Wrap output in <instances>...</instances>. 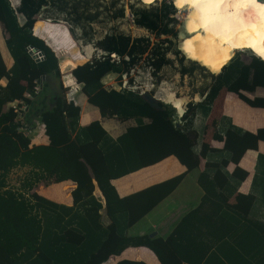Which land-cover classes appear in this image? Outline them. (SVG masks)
Segmentation results:
<instances>
[{
	"label": "trees",
	"instance_id": "1",
	"mask_svg": "<svg viewBox=\"0 0 264 264\" xmlns=\"http://www.w3.org/2000/svg\"><path fill=\"white\" fill-rule=\"evenodd\" d=\"M12 4L15 6L18 3L0 0V22L8 33L6 46L13 58L12 67L7 70L0 56V78H7L6 86H0V264H101L110 255H117L130 245L148 247L161 264H181L183 259L189 260L187 257H175L172 239L165 242L161 239L143 240L125 233L127 226L156 205L181 177L152 185L125 198L117 195L110 180L170 154L176 156L188 170L197 168L199 158L193 147L198 135L193 133L190 136V120L186 117L188 114L193 115L196 109H201L206 115L221 88L234 92L250 106L262 107L264 110V97L251 99L242 93L264 88V60L252 57L245 63L239 57L231 59L218 74L212 75L213 82L201 101L186 103L182 115L186 121L179 125L173 121L175 109L168 103L160 102L164 108L155 109L137 91L105 88L103 77L112 74L120 84L122 75L128 73L143 53L148 52L149 43L140 37L106 32L94 43L105 52L104 57L76 65L69 72L88 102L96 106L102 116L147 117L150 121L146 124L139 122L116 139L110 138L98 121L79 126V107L66 101L61 82L59 89L50 97L49 108L43 109L38 115L49 142L30 146V138L17 130L12 110L3 111L2 106L18 98H25L29 105L37 95L33 92L35 79L42 80V87L50 76L61 81L59 64L63 59L61 51L33 35L34 16L42 7L52 4L66 16V20L83 30V24L90 23L99 12L88 13V7L79 8V3L71 6L65 0H20L17 7ZM132 14V23L138 27L157 35H175L165 27L166 23L159 29L162 17L155 10L132 7ZM27 45L41 50L44 58L34 61L26 51ZM110 54H115L119 60L116 62ZM148 56L156 70L164 63L162 57L154 59L156 54L149 53ZM186 72V69L180 70L182 75ZM232 129L242 133L236 127ZM213 137L223 142L222 150L216 151L219 156H241L246 150V143L230 133L225 132L224 136L214 133ZM253 137L264 144V124ZM17 166L30 168L29 176L22 182L23 188L31 189L40 181L69 179L76 185L72 191L73 202L83 200L93 204L83 208V214L65 210L63 214L67 218L63 220V214L57 211L58 204L35 192L30 194L28 200L10 189L2 190L7 173ZM205 166L207 170L198 178L204 190L203 201L215 199L217 204L224 203L226 207L223 211L224 234H227L228 240L221 242L211 253L218 257L217 249L223 247L221 255L225 264H264V225L248 224L244 234L239 237L236 231L232 233L231 212L228 213L232 210L228 199L247 172L235 167L230 174L225 173L218 161L208 162ZM253 185L258 187L257 199L264 203V152L258 155ZM95 187L104 197V213L109 220L107 225L101 221L102 211L99 210L102 204L93 195ZM224 187L229 189L227 193L217 192V188L223 190ZM127 201L134 202L131 204ZM124 203H128L126 207ZM240 216L248 222L244 215ZM188 244L192 251L200 250L198 261L206 260V250H212L207 245L191 241ZM116 264L145 263L120 260Z\"/></svg>",
	"mask_w": 264,
	"mask_h": 264
},
{
	"label": "crops",
	"instance_id": "2",
	"mask_svg": "<svg viewBox=\"0 0 264 264\" xmlns=\"http://www.w3.org/2000/svg\"><path fill=\"white\" fill-rule=\"evenodd\" d=\"M126 14H124V18L127 19ZM34 19L35 21L32 26L33 35L40 37L48 46L61 51L63 59L59 64L60 70L70 71L76 65L85 63V61H80L78 52L75 53L71 49L72 38L70 37L68 27L55 23L56 31L53 29L54 24L51 23V20L50 22L45 20L48 18L39 19L34 16ZM7 37L8 33L0 22V56L5 68L9 70L13 65V58L6 46ZM92 50L93 48H91ZM108 78V81L116 82L115 76L108 74L103 77V84ZM44 83L45 85L42 87L41 92L34 97L28 108L27 116L32 126L30 146L45 145L49 142L44 131V126L40 125L41 122L38 115L43 109L49 108L50 97L55 90L59 89L61 81L50 76ZM6 84L7 78H0V86L5 87ZM115 89L118 90L119 88ZM206 91L207 89L194 102L201 101ZM259 92L260 87L256 88L253 92L243 91L242 93L251 99L258 96L264 97V95H257ZM74 97L77 101L74 105L79 107L78 125L86 126L93 121H98L106 134L112 139L121 136L128 128L135 127L139 122L146 124L150 121L147 117L137 119L133 117L118 118L116 115L102 116L99 109L88 102L84 93L77 92L74 94ZM11 101L13 100L3 104V111L9 109ZM176 118L175 113L173 121ZM186 118L190 120L188 130L190 136H193V133H197L198 135L193 147L199 158L197 168L188 170L176 156L170 154L155 162L114 177L110 180V183L117 195L120 198H125L135 195L152 185L180 176V181L170 192L138 220L127 226L126 235L141 237L143 240L161 239L163 242L172 239L171 242L175 246L173 249L175 257L189 258V260L183 259L181 264H217L218 262H224L225 264V260L221 255L223 247L217 249L218 257H214L211 251H214L216 246H220L221 242L228 240L227 234H224L225 221L223 211L226 207L224 203H221V205L217 204L216 202L218 201L215 199L203 201L204 190L200 186L198 178L201 173L207 170L205 165L208 162L218 161L223 166L225 173L228 174L235 167L245 170L247 172L246 177L237 184L236 189L228 199V204L232 208L228 212H231L232 233L234 234L236 231L237 236L241 237V234L245 232L246 225L252 224L253 226V224L258 223L264 225V203L257 199L256 193L258 192V187L257 185H253L258 155L264 152L263 142L254 139L253 136L264 124V110L262 107L250 106L234 92L221 88L212 101L210 110L206 115L201 109H196L193 115L188 114ZM233 127L240 129L242 133H237L232 129ZM225 132L246 143V150L241 156L231 155L230 157H225L218 155L216 151L222 150L223 142L214 138L213 135L216 133L224 136ZM29 173L30 168L27 166L14 167L7 173L6 183L14 189L19 187L21 190H27V188H23L21 185L26 180L25 178L29 176ZM230 181L232 182L233 179ZM231 182L230 184L232 185ZM6 183L2 190L9 189ZM75 186L72 180L66 179L49 182L40 181L29 189L58 204L57 211L61 214L69 209L71 211H68V213H74L75 211L83 214V208L91 206L93 203L91 201L85 203L83 200L74 203L72 191ZM228 191L229 189H226V187L223 190L217 188V192H222L223 194ZM93 195L102 204L99 210V212L102 211L101 221L103 225H107L109 220L104 213V197L98 187L94 188ZM249 196L252 198L249 199ZM127 202H131L132 204L134 201ZM126 204L124 203V207H126ZM221 211L223 214H221ZM241 214L248 219V222L241 218ZM63 216V220H66L67 215L63 214ZM189 241L211 247L212 250H206V260L202 257L205 261H198L201 252L200 250L192 251L188 244ZM120 260L141 261L145 264H161L154 252L144 245L127 246L119 254L110 255L101 264H116Z\"/></svg>",
	"mask_w": 264,
	"mask_h": 264
},
{
	"label": "rangeland",
	"instance_id": "3",
	"mask_svg": "<svg viewBox=\"0 0 264 264\" xmlns=\"http://www.w3.org/2000/svg\"><path fill=\"white\" fill-rule=\"evenodd\" d=\"M11 1L18 3V0ZM65 1H68V5L71 4V6L79 3V8L85 6L89 8L87 9V11H89L88 13H93V11H95L99 12V14L90 23H84L83 30H79L71 21L66 20V16L57 10L56 6L52 4L46 8L42 7L39 13L35 16L39 19L48 18L45 20L49 22L51 20V23L54 24V30H56L55 23H60V25H64L68 28L72 25V28L70 27L73 31H70V37L72 38L71 49L75 53L80 51L81 54L84 55L82 51L84 50V47H86V49L88 48L89 52L91 51V48H93L90 52L92 59H94L96 55H100V59L104 57L98 52L99 49L94 43L106 32H120L124 35H129L130 37L147 39L149 42L147 47L148 52L146 54L143 53L142 57L129 69L126 75L127 80H129V83L135 87V91L137 92L140 89L144 90L145 86L148 87L153 84V87L149 92L152 94L154 93L158 98H162L168 91L172 92L174 96L183 99L184 109L187 102L197 100V97L208 89L213 82L212 75L218 74L221 68L231 59L239 57L240 60L248 63L252 57H257L245 44H239L232 48L231 42L234 40V37L231 36L225 28L223 29V32L226 37V53H216V56L209 55L211 65L202 55L187 54L178 44L182 35H186L183 26V15L185 14V10L179 9L180 6L173 0ZM245 1L251 5L252 8L246 10L252 21L250 26H245V31H252L254 33L264 31V0ZM86 7L84 9H86ZM132 7L134 9L155 10L162 17L159 29H162L166 23L167 26L165 27L174 32L175 35L173 36L170 33L167 35H157L143 27L134 25L124 18L125 13H132ZM121 10L122 13L120 14ZM165 11H168V13L165 14ZM101 52L105 53L102 50ZM149 53L157 55L154 59L157 58L159 60L160 57H162L164 63L158 70L150 64L151 59L148 56ZM79 59L80 61L88 62V60H82V58ZM149 65L153 71L149 68ZM181 69H186L187 72L182 75L180 73ZM108 80L109 78L106 81ZM113 86L117 87V83H113ZM195 94H197L196 97ZM258 94L264 95V88H260V92L257 93V95ZM161 101L169 104V102L164 99ZM169 105L171 106V104Z\"/></svg>",
	"mask_w": 264,
	"mask_h": 264
},
{
	"label": "bare ground",
	"instance_id": "4",
	"mask_svg": "<svg viewBox=\"0 0 264 264\" xmlns=\"http://www.w3.org/2000/svg\"><path fill=\"white\" fill-rule=\"evenodd\" d=\"M173 1L180 6L179 9L185 10L183 26L186 35H182L178 44L187 54L202 55L208 63L209 55L225 54V28L234 37L232 48L245 44L255 56L264 60V31H245V26H250L252 21L246 12L252 8L245 0ZM84 50L87 55L91 52L86 47ZM160 99L169 102L178 114L184 113L183 99L172 92H166Z\"/></svg>",
	"mask_w": 264,
	"mask_h": 264
},
{
	"label": "built area",
	"instance_id": "5",
	"mask_svg": "<svg viewBox=\"0 0 264 264\" xmlns=\"http://www.w3.org/2000/svg\"><path fill=\"white\" fill-rule=\"evenodd\" d=\"M19 4V0H18ZM17 4V5H18ZM15 5V6H17ZM127 20L130 21L131 23L133 22V14L132 13H127ZM26 51L29 53V55L34 59L35 61H41L44 58V54L41 50L34 48L31 45L26 46ZM84 55L81 54V52H78V57L88 60V62H91V54L87 55L85 50H82ZM99 53L102 55H105V53H102L101 50H98ZM112 56V59L115 60L116 62L119 60L118 56L115 54H110ZM86 56V57H85ZM100 55H96L94 58H99ZM127 59V57H125ZM149 68L151 69V66L149 65ZM153 71V69H151ZM61 73V82L64 88V97L67 102H72L73 104H76L77 101L74 97V94L77 92H81L79 89V84L74 80V78L71 76L70 72L68 70H60ZM127 73L123 74L121 77V83L117 84L118 86L115 87L113 86V81H105L104 86L105 88H119V89H126V90H131L135 91V87L132 86L129 83V80L126 78ZM149 80V79H148ZM34 85H33V92L35 94H38L41 91L42 88V80L41 79H35L34 80ZM153 87V84L151 86H145L144 90L140 89L138 93H142L144 91H149ZM25 96H28V94H25ZM162 100V99H161ZM28 108L29 105L26 101L25 98H19L11 101L9 103V109L12 110L14 113V121L17 124V130L21 132L24 136L26 137H31L32 134V126L30 121L27 118V113H28ZM186 108V107H185ZM185 111V109H184ZM177 113V112H176ZM183 114H176V119L174 122L177 124L181 125L185 122V119L182 118ZM41 126H43L42 123H40ZM7 187L10 188V185L6 183ZM12 189V188H11ZM16 190L17 193H20L23 195L24 198H27L30 200V190H21V189H13Z\"/></svg>",
	"mask_w": 264,
	"mask_h": 264
},
{
	"label": "water",
	"instance_id": "6",
	"mask_svg": "<svg viewBox=\"0 0 264 264\" xmlns=\"http://www.w3.org/2000/svg\"><path fill=\"white\" fill-rule=\"evenodd\" d=\"M140 97L155 109L164 108L160 105V98L156 97L154 93L152 94L149 91H144L140 93Z\"/></svg>",
	"mask_w": 264,
	"mask_h": 264
},
{
	"label": "clouds",
	"instance_id": "7",
	"mask_svg": "<svg viewBox=\"0 0 264 264\" xmlns=\"http://www.w3.org/2000/svg\"><path fill=\"white\" fill-rule=\"evenodd\" d=\"M19 3H20V0H19ZM12 5H13V4H12ZM18 5H19V4H18ZM18 5H17V6H18ZM17 6H14V5H13V7H17ZM99 50H100V49H99ZM33 60H34V59H33ZM34 61H35V60H34ZM36 62H38V61H36ZM41 90H42V88H41ZM40 92H41V91H40ZM40 92H39V93H40ZM39 93H38V94H39ZM38 94H37V95H38ZM63 95H64V92H63ZM160 100H161V99H160ZM161 102H162V101H161ZM164 103H165V102H164ZM29 138H31V137H29ZM6 181H7V180H6ZM11 188H12V186L10 185V188H9V189L12 190V191H14V192H16V190H13L14 188H12V189H11ZM16 189H20V188L18 187V188H16ZM27 190H30V189H27ZM30 191H31V192H30V194H31L33 191H32V190H30ZM16 193H17V192H16ZM18 194H20V193H18Z\"/></svg>",
	"mask_w": 264,
	"mask_h": 264
}]
</instances>
